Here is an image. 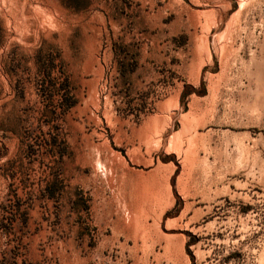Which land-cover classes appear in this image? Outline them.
<instances>
[{
	"label": "rangeland",
	"instance_id": "obj_1",
	"mask_svg": "<svg viewBox=\"0 0 264 264\" xmlns=\"http://www.w3.org/2000/svg\"><path fill=\"white\" fill-rule=\"evenodd\" d=\"M0 264H264V0H0Z\"/></svg>",
	"mask_w": 264,
	"mask_h": 264
}]
</instances>
